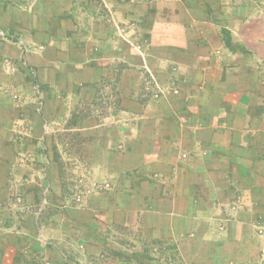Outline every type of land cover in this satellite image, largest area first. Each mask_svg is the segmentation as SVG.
I'll return each mask as SVG.
<instances>
[{
	"label": "crops",
	"instance_id": "crops-1",
	"mask_svg": "<svg viewBox=\"0 0 264 264\" xmlns=\"http://www.w3.org/2000/svg\"><path fill=\"white\" fill-rule=\"evenodd\" d=\"M261 213L264 0H0V264H262Z\"/></svg>",
	"mask_w": 264,
	"mask_h": 264
},
{
	"label": "rangeland",
	"instance_id": "rangeland-1",
	"mask_svg": "<svg viewBox=\"0 0 264 264\" xmlns=\"http://www.w3.org/2000/svg\"><path fill=\"white\" fill-rule=\"evenodd\" d=\"M33 79L34 78H32L31 74H29V81L35 82ZM143 81H144L143 87H142L141 93H140L141 97L143 99L154 98V99L158 100V99L163 97V95H164L163 92H165L166 90L157 82V79L154 77V75L152 73L147 72V74L144 75V77H143ZM156 84H158L159 87H157ZM158 88H160V89H158ZM160 90L163 92H160ZM109 187L110 186L108 184V187L106 189H109ZM71 202L75 203V205L78 207L83 206V202L79 199H75L74 201H71ZM255 223L257 225L261 226L260 228L262 231L258 235H261L262 237H264V228H263L264 227V215L262 213L260 215L259 214L256 215ZM140 236H141V238L138 239L137 237H134L130 234H125V233H119V235L115 234V233L110 234V237L114 242H123V243H126L127 245H130V246L133 244V241H135L137 239L139 242H143V244L141 245L142 247L139 248L140 250L139 249L138 250L140 251L139 252L140 256H142V255L146 256V257H144L146 260V258L150 256V250L146 245V243H147V239H145L146 237H142L143 234H140ZM158 251L159 250L157 249L155 252H158ZM105 255L110 257V255L111 256L113 255V252L107 251V254H105ZM113 256H115V255H113ZM262 257H263L262 264H264V250L262 251Z\"/></svg>",
	"mask_w": 264,
	"mask_h": 264
},
{
	"label": "built area",
	"instance_id": "built-area-1",
	"mask_svg": "<svg viewBox=\"0 0 264 264\" xmlns=\"http://www.w3.org/2000/svg\"><path fill=\"white\" fill-rule=\"evenodd\" d=\"M156 86L159 87L158 84H156ZM158 89H160V88H158ZM160 92H163V91L160 90ZM163 93H164V92H163ZM15 98H18V96L16 95ZM105 185H106V187H108V184H105ZM79 200H80V199H79ZM18 202L21 203V199H19Z\"/></svg>",
	"mask_w": 264,
	"mask_h": 264
}]
</instances>
